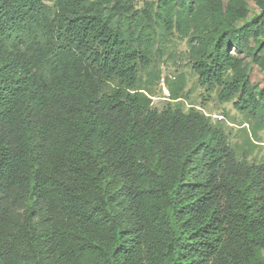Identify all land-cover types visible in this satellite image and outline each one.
Here are the masks:
<instances>
[{"label":"trees","instance_id":"obj_1","mask_svg":"<svg viewBox=\"0 0 264 264\" xmlns=\"http://www.w3.org/2000/svg\"><path fill=\"white\" fill-rule=\"evenodd\" d=\"M174 36L257 136L264 0H0V264H264V161L153 106Z\"/></svg>","mask_w":264,"mask_h":264},{"label":"rangeland","instance_id":"obj_2","mask_svg":"<svg viewBox=\"0 0 264 264\" xmlns=\"http://www.w3.org/2000/svg\"><path fill=\"white\" fill-rule=\"evenodd\" d=\"M144 0H138L139 5ZM188 49L186 40H181L174 36L168 47L166 56L159 64L152 68V71L160 70L161 79L154 80L153 84H147L151 88L153 106L162 109L169 103L179 104L184 110L196 107L206 115L211 116L213 122L218 120L227 131L232 145L243 154H247L250 159L264 161V125L257 133L252 135V125L247 123L241 113L233 104V101L220 103L217 93L210 95L201 88L197 82V75L188 65L186 51ZM181 74L186 76V86L181 98L173 100L165 78L176 80ZM144 80L147 76L143 77ZM254 79L264 82V71L259 68L254 70Z\"/></svg>","mask_w":264,"mask_h":264}]
</instances>
